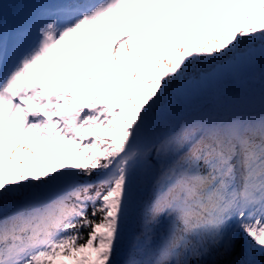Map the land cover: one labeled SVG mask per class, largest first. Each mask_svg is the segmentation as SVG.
<instances>
[{
    "label": "snow or ice",
    "instance_id": "snow-or-ice-1",
    "mask_svg": "<svg viewBox=\"0 0 264 264\" xmlns=\"http://www.w3.org/2000/svg\"><path fill=\"white\" fill-rule=\"evenodd\" d=\"M0 264H264V0H0Z\"/></svg>",
    "mask_w": 264,
    "mask_h": 264
},
{
    "label": "rangeland",
    "instance_id": "rangeland-1",
    "mask_svg": "<svg viewBox=\"0 0 264 264\" xmlns=\"http://www.w3.org/2000/svg\"><path fill=\"white\" fill-rule=\"evenodd\" d=\"M223 10V9H222ZM111 36H112V39L113 40H115L116 38H117V36L119 35V33L118 32H114V33H111L110 34ZM48 69H47V67L45 68V71H47Z\"/></svg>",
    "mask_w": 264,
    "mask_h": 264
}]
</instances>
